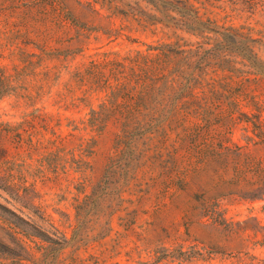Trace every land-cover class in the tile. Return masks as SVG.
Instances as JSON below:
<instances>
[{
	"label": "rangeland",
	"instance_id": "rangeland-1",
	"mask_svg": "<svg viewBox=\"0 0 264 264\" xmlns=\"http://www.w3.org/2000/svg\"><path fill=\"white\" fill-rule=\"evenodd\" d=\"M88 1L63 0L62 6L50 0H0V176L15 163L30 166L28 180L36 179L41 195L33 205L41 206L70 239L74 199L89 194L111 166L109 230L96 240L91 238L98 229L86 241L73 238L55 264H264V199L217 196L214 186L205 194L197 187L183 190L173 181L172 160L158 141L146 139L153 137L147 133L155 126H131L124 132L112 123L99 130L90 120V108H97L104 94L93 83V63L127 64L126 56L143 51L146 44L173 41V34L187 38L201 33L203 29L192 31L179 23L195 16L214 21L216 32L232 28L253 38L263 34L264 42V0H114L124 4V15L111 14L98 3L88 6ZM107 27L116 32L107 33ZM254 51L264 61V44H255ZM230 59L226 73L233 86L241 82L262 109L231 93L219 99L221 109L210 99L195 118L207 119L211 130L223 129L226 145L262 157L264 69ZM234 103L240 114H234L230 129L220 127ZM56 146L63 148L59 161ZM81 158L88 162L86 186L79 183ZM44 176L55 180L41 181ZM0 195L8 197L1 190ZM0 204L33 216L19 203L0 197ZM5 225L0 219L3 241ZM28 244L39 257L36 245Z\"/></svg>",
	"mask_w": 264,
	"mask_h": 264
},
{
	"label": "trees",
	"instance_id": "trees-1",
	"mask_svg": "<svg viewBox=\"0 0 264 264\" xmlns=\"http://www.w3.org/2000/svg\"><path fill=\"white\" fill-rule=\"evenodd\" d=\"M50 1L63 6V0ZM92 2L100 4V8H105L111 14L126 13L124 4L119 1L91 0L87 5L91 6ZM93 11L102 18L99 10ZM179 23L189 30L203 31L190 33L187 38L173 34L170 36L173 41L146 44L143 51L126 56L127 64L121 60L92 64L96 78L93 83L104 93L97 108H90V120L94 122L92 127L104 130L114 123L123 127L122 131L125 132L131 126L143 129L155 126L147 133L153 134V137L146 139L158 141V147H162L172 160L173 181L181 189L197 187L205 194L214 186L218 189L217 196L264 199V153L258 157L237 144L226 145L223 129L211 130L207 119L195 118L201 114L200 110H206L210 99L217 100L214 107L221 109L219 99L231 93L242 96L248 104L254 103L256 110L262 109L263 106L255 101L251 91L241 82L238 87L233 86L232 76L226 73V65L233 62L230 59L233 56L234 59L240 58L238 62L249 68L264 69V61L254 51L255 44H264L263 34L260 38H253L249 32L232 28L219 33L213 30L217 28L214 21L208 18L203 20L199 16ZM104 30L109 34L116 32L110 27ZM210 32L216 33V36L207 35ZM233 105L229 120L225 123L220 119L218 122L220 127L230 129L235 120L234 114H240L238 104ZM186 121L189 125L184 126ZM255 126L261 127L259 124ZM170 133L174 134L173 139ZM62 149L60 146L54 149L58 161ZM57 164L53 165L54 171H57ZM79 165V183L86 186L90 183V178L85 174L88 162L81 158ZM29 168L24 162L15 163L14 168L7 167L5 170L8 173L0 176V190L9 198L0 197L6 203H19L33 215L24 214L20 208L15 211L0 204V219L6 224L3 229L7 237L6 241L0 239V264H55L58 252L73 238L86 241L89 232L95 229L98 232L91 240L106 235L112 214L108 181L110 164L105 168L104 177L94 183L89 194L74 199V227L70 239L41 210V206L33 205L35 198L41 195L35 190L36 179L28 180ZM48 179L51 178L44 176L41 181ZM207 207V201H204L203 211L206 212ZM34 237L46 244L37 245ZM28 241L41 251L39 257L31 251Z\"/></svg>",
	"mask_w": 264,
	"mask_h": 264
}]
</instances>
